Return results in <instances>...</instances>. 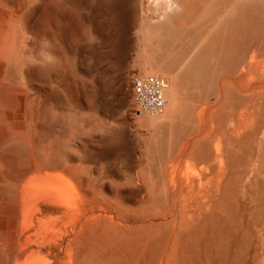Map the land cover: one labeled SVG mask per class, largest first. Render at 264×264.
Segmentation results:
<instances>
[{
    "label": "rangeland",
    "instance_id": "1",
    "mask_svg": "<svg viewBox=\"0 0 264 264\" xmlns=\"http://www.w3.org/2000/svg\"><path fill=\"white\" fill-rule=\"evenodd\" d=\"M157 2L0 0V164L4 165L0 166V264H19L15 261H19L20 252H30L31 247L41 244L49 253L47 264H264V75L260 74L264 69V0H187L188 9L174 12L159 8ZM255 58L263 60L258 69L253 67ZM246 70L251 73L248 90L243 86L246 80L243 85L241 82ZM240 71L243 75L236 77ZM146 74L158 75L168 84L175 82L178 98L183 100L178 99L172 114H166L167 109L161 114L137 113L134 78ZM255 90L257 97L249 95ZM241 91L249 93L243 96ZM202 109L205 119L203 116L201 121L197 115ZM251 113L256 117H250ZM211 126L215 128L210 130ZM239 127L243 131L238 132ZM234 129L238 133L234 134ZM204 133L209 134L207 139ZM220 137L230 145L228 168L222 186L217 188L211 177L218 168L214 157L223 150ZM188 161L202 173L205 187L200 184V175L192 173L190 178L193 175L195 179L189 184L166 182L168 173L176 172L179 164L177 173L188 169ZM53 166L55 172H70L86 189L88 198L77 207L81 213L74 207L80 215L74 212L76 216L71 218L69 208L73 206L39 204V212L36 206L32 210L22 206L21 190L45 174L52 177ZM11 184L15 186L11 188ZM124 194L132 197L125 200ZM180 197H184L182 201ZM136 198L145 202L140 204ZM187 205L189 210H185ZM21 206L31 214L36 207L35 214H30L35 225L25 223L27 213ZM53 208L60 211L57 215L65 216H58L59 223L55 219L61 230L49 227L54 220L47 222L57 215L46 220L44 213ZM180 212L191 213L193 222L182 213L183 221ZM66 216L71 219H64ZM36 217L45 219L39 223ZM62 218L68 226L62 224ZM151 219L164 224L141 225ZM173 219L178 220L176 227ZM36 230L39 232L34 235ZM41 233L39 239L35 237ZM25 235L28 240L37 238L39 246L32 239L25 246ZM173 237L177 243H172ZM81 250L85 252L78 258Z\"/></svg>",
    "mask_w": 264,
    "mask_h": 264
},
{
    "label": "bare ground",
    "instance_id": "2",
    "mask_svg": "<svg viewBox=\"0 0 264 264\" xmlns=\"http://www.w3.org/2000/svg\"><path fill=\"white\" fill-rule=\"evenodd\" d=\"M158 5L160 6L159 8H162V9H164V10H168V9H170V10H172L173 12H174V10H179V9H188V3H187V0H158ZM158 8V9H159ZM237 8V7H236ZM261 9H262V7H261ZM160 12V11H159ZM165 12V11H164ZM176 12V11H175ZM230 12H231V10H230ZM167 17V16H166ZM165 17V18H166ZM228 17V16H227ZM23 44V43H22ZM256 51V50H255ZM256 52H258V50L256 51ZM40 53V52H39ZM259 53V52H258ZM257 53V54H258ZM18 54V53H17ZM256 54V53H255ZM256 54V55H257ZM259 55H260V53H259ZM253 56H255V55H253ZM262 57V56H261ZM241 58V57H240ZM243 58V57H242ZM256 58H257V56H256ZM256 58H255V60H253L255 63H254V66L253 65H249L248 63H249V61H250V59H249V61H248V63H246V65L248 64L249 65V68L251 67V66H253V67H256L257 69H258V67L260 66V65H262L263 63H261L263 60H256ZM261 59V58H260ZM262 59H264V58H262ZM246 60H248L247 58H246ZM241 61V60H240ZM239 61V62H240ZM245 61V60H244ZM243 61V62H244ZM256 61H257V65H256ZM259 61V62H258ZM240 63H242V61L240 62ZM251 63H253V62H251ZM244 64V63H243ZM245 65V66H246ZM256 65V66H255ZM235 66V65H234ZM243 66V65H242ZM242 66H241V68H242ZM240 67V66H239ZM244 67V66H243ZM248 67V66H247ZM264 67V66H263ZM240 68V69H241ZM243 69V68H242ZM254 70H252V71H257V73L256 74H258V70L256 69L255 70V68H253ZM263 69V68H262ZM195 70V69H194ZM250 70V69H249ZM261 69L259 68V71H260ZM264 70V69H263ZM263 70H261V71H263ZM243 71V70H242ZM251 71V70H250ZM252 71H251V73H252ZM261 71H260V74L263 76L264 74H263V72L261 73ZM245 72V71H244ZM246 75L247 76H245L244 75V79L243 78H240V79H238V81H241L242 82V85H243V83L245 82L244 80H246V82H245V84L243 85V86H246V88H247V90H248V84L249 83H247V80H249L248 79V73H250L248 70H246ZM250 73V74H251ZM254 73V72H253ZM233 74V73H232ZM239 74V73H238ZM243 75V72L241 73V71H240V74H239V76L237 75L236 77H240V75ZM234 76V75H233ZM250 76V75H249ZM236 77H235V79H236ZM241 77H243V76H241ZM264 77V76H263ZM262 77V78H263ZM174 78V77H173ZM249 78H251V76L249 77ZM172 79V78H171ZM166 80H168V79H166ZM252 80H253V78H252ZM259 80H261V78L259 79ZM224 81H226V80H224ZM233 81V80H232ZM232 81H230V82H232ZM250 81V80H249ZM248 81V82H249ZM254 81L256 82V80L254 79ZM261 81H263V79L261 80ZM260 81V82H261ZM227 82V81H226ZM234 82V81H233ZM232 82V83H233ZM241 82H239V83H241ZM264 82V81H263ZM173 83H175V82H170V84H168L167 83V88H166V91H165V95H166V98H167V101H168V103H167V106H166V108L165 109H167V112H165L166 114H172L171 112L173 111V109H174V107H175V105H176V103L178 102V91H177V87H175V85L173 84ZM224 83V82H223ZM246 83H247V85H246ZM201 85V84H200ZM225 85V84H224ZM233 85H235V83L233 84ZM241 84H240V86H242ZM263 85V84H262ZM261 85V86H262ZM234 88V86H232V89ZM236 88V87H235ZM238 88V90L240 91V88L239 87H237ZM242 88V87H241ZM254 88H257V85H256V87H254ZM262 88V87H261ZM260 88V89H261ZM264 89V88H263ZM179 90V89H178ZM223 90H225L226 91V89L224 88ZM242 90H243V88H242ZM251 90V89H250ZM249 90V91H250ZM254 90V89H253ZM235 91V90H234ZM237 91V90H236ZM258 91V90H257ZM260 91V90H259ZM263 91V90H262ZM1 92V91H0ZM3 92V91H2ZM1 92V95L3 94ZM221 92V91H220ZM227 92H228V90H227ZM243 91H241L240 93H242ZM254 92H256V90L255 91H253V92H251V93H249V95L251 94V96H252V93L254 94ZM261 92V91H260ZM260 92H257V93H260ZM247 92H246V94H248ZM221 94V93H220ZM226 95V97H227V93H225ZM231 94V93H230ZM229 94V95H230ZM243 94V93H242ZM244 94H245V91H244ZM244 94H243V96H244ZM246 94H245V96H246ZM11 95V94H10ZM257 95V94H256ZM261 95V94H260ZM194 96H196V95H194ZM221 96V95H220ZM255 96V94L253 95V97ZM259 96V95H258ZM1 98H2V96H0ZM10 97V96H9ZM13 97V96H12ZM182 97V96H181ZM197 97V96H196ZM219 97V96H218ZM223 97V96H222ZM255 97H257V96H255ZM13 99V98H12ZM180 99H182L183 100V98H180ZM179 99V100H180ZM195 99V98H194ZM220 99V98H219ZM221 99H223V98H221ZM220 99V100H221ZM224 99H225V97H224ZM255 99V98H254ZM219 100V101H220ZM247 100V99H246ZM260 100V99H259ZM15 101V100H14ZM181 101V100H180ZM208 101V100H207ZM218 101V100H217ZM222 101H224V100H222ZM194 102H196L195 100H194ZM198 102V101H197ZM196 102V103H197ZM213 102H214V100H213ZM224 102H226V101H224ZM223 102V103H224ZM10 103V102H9ZM202 103H206V102H202ZM217 103V102H216ZM251 105H252V103H254V102H249ZM180 104H181V102H180ZM193 104H195V103H193ZM201 104V103H200ZM248 104V103H247ZM11 105V104H10ZM198 105H199V103H198ZM204 105V104H203ZM202 104H201V106H203ZM206 105V104H205ZM221 105V104H220ZM219 105V106H220ZM224 105V104H223ZM14 106H16V105H14ZM39 106V105H38ZM37 106V107H38ZM228 106V105H227ZM248 106H250V105H248ZM12 107V106H11ZM197 107H200V105L199 106H197ZM209 107V106H208ZM246 107H247V105H246ZM258 107V106H257ZM256 107V108H257ZM216 108V107H215ZM218 108H220V107H218L217 106V110L219 111L220 109H218ZM224 108V107H223ZM227 108V107H226ZM230 108V107H229ZM250 108H251V106H250ZM250 108H248V109H250ZM164 109V110H165ZM200 109H201V107H200ZM206 109H208V108H205L204 110L206 111ZM247 109V108H246ZM245 109V110H246ZM247 109V110H248ZM176 110V109H175ZM197 110V109H196ZM217 110H215V112H217ZM241 110H243V109H241ZM241 110H240V112H237V114L238 113H240L241 114ZM244 110V111H245ZM251 110H253V109H251ZM9 111H11L10 110V107H9V110H8V112ZM42 111V110H41ZM47 111V110H46ZM195 111V110H194ZM202 111H203V109H202ZM202 111H200L201 112V114L199 115H197V116H199V117H201V121H202V117L204 116L203 114H204V111L202 112ZM235 111V110H234ZM13 112V111H12ZM199 111L197 112V113H200ZM231 112V111H230ZM229 112V113H230ZM243 112V111H242ZM246 112V114H247V111H245ZM253 112V111H252ZM10 113V112H9ZM35 113V112H34ZM39 113H40V111H39ZM206 113V112H205ZM221 113V112H220ZM224 113V112H223ZM228 113V114H229ZM169 114V115H170ZM214 114V113H213ZM234 114V113H233ZM242 114H244V113H242ZM245 114V115H246ZM253 113H251L250 115V117H252V116H255L254 114L252 115ZM42 115V114H41ZM207 115V114H206ZM217 115H219V114H217ZM245 115H243L244 117L243 118H245L246 116ZM163 116H165V114L163 115ZM168 116V115H167ZM210 116V115H209ZM213 116V115H212ZM234 116H235V114H234ZM237 116V115H236ZM160 117V116H159ZM162 117V116H161ZM228 117H230L229 115H228ZM256 117V116H255ZM174 118V117H173ZM204 119H205V116L203 117ZM219 118V117H218ZM225 118V117H224ZM239 119H240V117H238ZM249 117H247L246 119H248ZM197 119V118H196ZM230 119H231V117H230ZM238 119V120H239ZM237 120V119H236ZM251 120V119H250ZM253 120V119H252ZM43 121H44V119H43ZM199 121H200V119H199ZM198 121V122H199ZM200 121V122H201ZM230 121V120H229ZM229 121H227V122H229ZM243 121V120H242ZM241 121V122H242ZM245 121V120H244ZM246 121H248V120H246ZM204 122H205V120H204ZM214 122V121H213ZM212 122V123H213ZM231 122H233V121H231ZM240 122V121H239ZM252 122V121H251ZM150 123H151V120H150ZM202 123V122H201ZM235 123H238V122H235ZM246 123V122H245ZM200 124V123H199ZM214 124V123H213ZM212 124V125H213ZM226 124H228V123H226ZM232 124V123H231ZM243 124V123H242ZM249 124V123H248ZM201 125V124H200ZM200 125H198L197 124V126H199V129H200ZM205 125V124H204ZM217 125V124H216ZM215 124L213 125V126H216ZM237 125V124H236ZM235 125V126H236ZM244 126H246V125H244ZM212 127V126H211ZM207 128V127H206ZM215 128V127H214ZM213 127H212V129H210V130H213L214 129ZM230 128V127H229ZM237 128V127H236ZM246 129V128H245ZM204 130V129H203ZM208 130V129H207ZM229 130V129H228ZM235 131H234V134H235V132H236V129H234ZM240 129V127H239V130H238V132H241V131H243V130H241ZM223 131V130H222ZM224 131H226V130H224ZM208 132V131H207ZM238 132H236V133H238ZM199 133H200V131H199ZM199 133H197V134H199ZM225 133H227V132H225ZM231 133H232V130H231ZM205 134V133H204ZM207 134V133H206ZM205 134V135H206ZM210 134H212L211 133V131H210ZM245 134V133H244ZM207 135H209V134H207ZM207 135L205 136V138L204 139H207L208 137H207ZM218 135V134H217ZM220 135V134H219ZM222 135V134H221ZM224 135V134H223ZM226 135V134H225ZM239 135V134H238ZM195 136V135H194ZM236 136H237V134H236ZM235 136V137H236ZM3 137V136H2ZM189 137H191V136H189ZM193 137V136H192ZM200 137L202 138V136L200 135ZM232 137V136H231ZM188 138V137H187ZM215 138H217V141H218V137H215ZM228 138V137H227ZM232 138H234V137H232ZM2 138H0V140H1ZM220 139H221V137H220ZM235 139V138H234ZM233 139V140H234ZM5 140H6V138H5ZM210 140V139H209ZM184 141V140H183ZM188 141V140H187ZM186 141V142H187ZM191 141V140H190ZM185 142V141H184ZM183 142V144H187V143H184ZM197 142V141H196ZM195 142V143H196ZM221 142H222V146H223V150L221 151V152H219V153H217V151H216V153L218 154L216 157H214L213 156V154H210V152H209V154H208V156H212V158L214 157V162L215 163H217L216 165H218V168H217V170H216V172L215 173H213V175H212V177H211V179H213L214 180V182H215V185H216V187L217 188H219L220 186H222L221 184H222V182H223V180H224V177H225V174H226V170H227V146H228V140L227 139H221ZM217 142H215V144H216ZM182 144V142H181V145H183ZM189 144V143H188ZM191 144V143H190ZM218 144V143H217ZM181 145H179V146H181ZM220 145H221V143H220ZM230 145V144H229ZM197 145H195V148H197L198 149V147H196ZM215 146V145H214ZM182 147V146H181ZM181 147H179V149H180V151H181ZM185 147V146H184ZM192 147V146H191ZM210 147V146H209ZM216 147H217V145H216ZM218 147H220V146H218ZM229 147V146H228ZM187 148V147H186ZM189 148V147H188ZM192 149V148H191ZM202 149V148H201ZM220 149V148H219ZM230 149V148H229ZM182 150H183V148H182ZM187 150V149H186ZM215 150H218V149H215ZM195 151V150H194ZM192 152H193V150H192ZM196 152V151H195ZM199 152V151H198ZM181 153V152H180ZM208 153V152H207ZM193 154V153H192ZM229 154H230V152H229ZM194 155V154H193ZM177 156H178V154H177ZM189 156H190V154H189ZM206 156V159H207V155H205ZM205 156H204V159H205ZM182 157H184V153H183V156ZM182 157H181V159H182ZM193 157V156H192ZM195 157H197V153H196V156ZM194 157V158H195ZM209 157V158H210ZM178 158V157H177ZM193 158V159H194ZM200 159H201V157H199ZM203 158V157H202ZM211 158V159H212ZM230 158V157H229ZM181 159H179L180 160V162L182 163V161H181ZM188 159H192V158H188ZM203 159V160H204ZM210 159V160H211ZM185 160V159H184ZM187 160V159H186ZM197 159L195 158V160H194V162L196 161ZM209 160V161H210ZM170 161V160H169ZM192 161V160H191ZM191 161H188L187 162V164L189 165L188 166V169L186 168H183V165H182V167L181 168H183V169H185V170H180V172L179 173H177V170H179V166H180V164H179V166H178V168H176L177 170H176V172H172V171H170L169 173H168V175H167V181L166 182H170V184L171 183H175L177 180H181V181H184V182H187L188 184H189V182H192V180H191V178L192 179H195V178H193L195 175H197L196 177H198L199 175V177L198 178H200V184L202 183V185H203V181L201 182V174L202 173H198L197 172V166L194 164V162L192 163ZM205 161V160H204ZM204 161H203V163H204ZM207 161H208V159H207ZM213 161H211V162H213ZM39 162V161H38ZM171 162V161H170ZM206 162V161H205ZM37 163V162H36ZM47 163V162H46ZM196 163H198V162H196ZM207 163L208 162H206L205 164H206V166H207ZM215 163H213V165L215 164ZM1 164H2V162H1ZM1 164H0V166H1ZM55 164V163H54ZM201 164V163H200ZM212 164V163H211ZM3 165V164H2ZM199 165V164H198ZM204 165V164H203ZM209 165H210V163L208 164V167H209ZM4 166V165H3ZM35 166H37V164L35 165ZM173 166V165H172ZM171 166V167H172ZM206 166H203V167H200L201 168V171H202V169H204V168H206ZM44 167V166H43ZM54 167V166H53ZM53 167H51V168H53ZM64 167V166H63ZM167 167V166H166ZM176 167V166H175ZM185 167H187V165H185ZM192 168V170L193 171H191V170H189V168ZM0 168H2V167H0ZM8 168V167H7ZM45 168V167H44ZM214 168V167H213ZM55 167L53 168V170L54 171H52V172H55ZM175 169V168H174ZM197 169V170H196ZM169 170V169H168ZM172 170V169H171ZM196 170V171H195ZM208 170V169H207ZM206 170V171H207ZM46 173L49 171V170H47V169H45L44 170ZM58 171V170H57ZM55 172V173H53V176L51 177H46V175L47 174H45V176L43 177V178H40V176L38 177V178H40V179H38L37 181L36 180H34V181H36V183L34 184V185H30L31 187H25V188H23L22 190H21V193H22V198L21 199H23L24 200V204H22V206L24 207V205H25V208H27L28 209V207L27 206H29L30 208L31 207H33V206H36L37 207V205H39V204H51V205H55L56 207H61V208H69V207H72V208H69L70 209V215H71V218H73L72 216L74 215V216H76V214H78V213H76L77 211H80V210H77V207L79 206V204L80 203H83V201H85V200H87V198H88V195H87V191H86V189H84V187H83V185L70 173V172ZM167 171V170H166ZM165 171V172H166ZM175 171V170H174ZM208 171H210V170H208ZM50 172H51V170H50ZM50 172H48V173H50ZM75 172V171H74ZM203 172V171H202ZM212 172V171H211ZM32 173V172H31ZM31 173L29 174V176L31 175ZM36 173V172H35ZM34 173V174H35ZM58 173V174H57ZM167 173V172H166ZM194 174V176L192 175V177L190 178V174ZM207 173H209V172H207ZM228 173V172H227ZM34 174H33V176H34ZM55 174V175H54ZM140 174V173H139ZM203 174H204V172H203ZM78 175H79V173H78ZM141 175V174H140ZM29 176H27L26 177V180L29 178ZM32 176V175H31ZM42 176V175H41ZM139 176V175H138ZM84 177V176H83ZM82 177V178H83ZM143 177V176H142ZM31 178H33V177H31ZM35 178H37L36 177V175H35ZM85 178V177H84ZM83 178V179H84ZM141 178V177H140ZM197 178V179H198ZM87 179V178H86ZM148 179V178H147ZM208 179V178H207ZM15 180V179H14ZM26 180H25V184L26 183H28V182H26ZM139 180V179H138ZM7 181H10V180H7ZM13 181V180H12ZM20 181H21V179H20ZM87 181V180H86ZM165 181V180H164ZM180 181V182H181ZM195 181V180H194ZM207 181H209V180H207ZM33 182V181H32ZM31 182V183H32ZM153 182V181H152ZM205 182V181H204ZM210 182V181H209ZM182 183V182H181ZM194 183V182H193ZM23 184V183H22ZM85 184V183H84ZM157 184V183H156ZM161 184V183H160ZM169 184V183H168ZM176 184H177V182H176ZM188 184H186V185H188ZM197 184V183H196ZM196 184L194 185L195 187H196ZM205 184V183H204ZM207 184V183H206ZM209 184V183H208ZM214 184V183H213ZM28 185V184H27ZM165 185V184H164ZM167 185V184H166ZM175 185V184H174ZM174 185H172V186H174ZM202 185H199L200 187L199 188H201L202 187ZM12 184L10 185V187L12 188ZM15 186V185H14ZM13 186V187H14ZM159 186H161V185H159ZM168 186V185H167ZM172 186H171V188H172ZM189 186V185H188ZM192 186V185H191ZM16 187H18V186H16ZM175 187V186H174ZM176 187H177V185H176ZM187 187V186H186ZM203 187H205L204 185H203ZM10 188V189H11ZM22 188V187H21ZM168 188V187H167ZM167 188H165V191H166V189ZM169 188H170V186H169ZM210 188V187H209ZM16 189V188H15ZM107 189V188H106ZM184 189V188H183ZM193 189H195V188H192V190ZM202 189V188H201ZM205 189V188H204ZM208 189V188H207ZM100 190V189H99ZM156 190H157V185H156ZM169 190V189H168ZM173 190V189H172ZM174 190H176V188L174 189ZM188 190H191V189H189L188 188ZM200 190V189H199ZM19 192H20V190H18ZM101 191V190H100ZM154 191V190H153ZM160 191V190H159ZM159 191L157 192V193H159ZM194 191H196V190H194ZM208 191V190H207ZM215 191L217 192L218 191V189L216 190L215 189ZM96 192V191H95ZM161 192V191H160ZM167 192H169V191H167ZM200 192H201V190H200ZM21 193H20V195H21ZM98 193V192H97ZM105 193H107L105 190H104V194ZM192 193V192H191ZM199 193V192H198ZM211 193V192H210ZM115 194V193H114ZM156 194V193H155ZM170 194V193H169ZM185 194H186V192L184 191V196H185ZM202 196H204L206 193H200ZM213 194V193H212ZM221 194V193H220ZM109 195V194H108ZM110 195H113V194H111L110 193ZM109 195V196H110ZM134 195H136L135 193H134ZM138 195V194H137ZM136 195V197H138L139 195H141V191H140V194L137 196ZM201 195H198V197L199 196H201ZM214 195V194H213ZM99 196V195H98ZM129 196L130 195H128L127 194V196L124 194V199L126 200V199H129ZM191 196V195H190ZM189 196V197H190ZM193 196V195H192ZM195 196V195H194ZM100 197V196H99ZM112 198H113V196H111ZM115 197V196H114ZM120 197V196H119ZM118 197V195H117V197L116 198H119ZM130 197H132V196H130ZM133 197H135V196H133ZM196 197V196H195ZM197 197V198H198ZM18 198H20V197H18ZM145 197L143 196V199H144ZM168 198V197H167ZM184 197H182V199H183ZM191 198V197H190ZM194 198V197H193ZM203 198V197H202ZM103 199V198H102ZM120 199V198H119ZM124 199H122L121 201L123 202V200ZM179 198H177V200H178ZM182 199H181V197H180V201H182ZM187 199V198H186ZM219 199V198H218ZM105 200V199H104ZM113 200V199H112ZM125 200H124V202H125ZM131 200H133V202H135L134 201V199L132 198ZM136 200H137V198H136ZM109 201V200H108ZM111 201V200H110ZM114 201V200H113ZM112 201V202H113ZM138 201V200H137ZM156 201H158L157 199H156ZM156 201H155V203H156ZM169 201H170V198H169ZM203 201H205V200H203ZM130 202V201H129ZM138 202H140V201H138ZM138 202H137V204L136 205H138ZM145 201H141L140 202V204L141 203H144ZM191 202V201H190ZM199 202V201H198ZM206 202V201H205ZM100 203V202H99ZM115 203V202H114ZM136 203V202H135ZM134 203V204H135ZM170 203V202H169ZM193 203H195V202H193ZM206 203H209L208 201L206 202ZM104 204V203H103ZM105 204H106V202H105ZM129 204V203H128ZM127 204V205H128ZM133 204V203H132ZM147 204H149V203H147ZM161 203H159V206H161L160 205ZM186 204H188V203H186L185 202V204H182V206L184 207V205L186 206ZM116 205V204H115ZM152 205V204H151ZM189 205H191L190 203H189ZM200 205V207H201V204H199ZM21 206V207H22ZM44 206V205H43ZM46 206V205H45ZM117 206V205H116ZM124 206H126V205H124ZM154 206V205H153ZM176 206H177V203H176ZM175 206V207H176ZM193 206H196V205H194L193 204ZM211 206H212V204H211ZM22 207V208H23ZM36 207H34V209H36ZM74 207L76 208V212H75V210H74ZM119 207V206H118ZM120 207L121 208H123V205H121V203H120ZM119 207V208H120ZM129 208H130V206H128ZM131 207L133 208L134 207V205H131ZM145 207V206H144ZM151 207V206H150ZM155 207H156V204H155ZM168 207V206H167ZM169 207H170V205H169ZM181 207V206H180ZM192 207V206H191ZM190 207V208H191ZM199 207V209H201ZM38 208H40L39 206L37 207V209H36V211H38L39 212V210H41V209H38ZM44 208V207H43ZM160 208V207H159ZM178 208H179V206H178ZM185 208V207H184ZM184 208H181V209H184ZM187 208L188 209H185V210H189V207H188V205H187ZM195 208V210L197 211V209H196V207H194ZM198 208V207H197ZM208 208V207H207ZM33 209V211H32V213H34L35 214V210ZM71 209H72V211H73V214H71ZM79 209H81L80 207H79ZM115 209H117V208H115ZM124 209H125V207H124ZM177 209V208H176ZM202 209H203V206H202ZM210 209V208H209ZM208 209V210H209ZM31 210H32V208H31ZM62 210V209H61ZM66 210V209H65ZM64 210V211H65ZM83 210V209H82ZM123 210V209H122ZM128 210H131V208L130 209H128ZM137 210V209H136ZM161 210H162V208H161ZM184 210V211H185ZM207 209H206V212L208 211ZM23 211H25V213H27V214H25L26 216H27V218H28V220H27V222H26V220H25V223H29L28 225L30 226V225H33L34 224V222H33V224H32V221L33 220H31L30 221V219H32V216L34 215V214H31V211L30 210H28V211H26V209L24 210V208H23ZM102 211V210H101ZM100 211V212H101ZM105 211V210H104ZM116 211V210H115ZM125 211H127V210H125ZM146 211V210H145ZM177 211V213H178V210H176ZM199 211V210H198ZM21 212H22V210H21ZM30 212V213H29ZM68 212L69 211H67L66 213V215H68ZM74 212L76 213V214H74ZM106 212V211H105ZM138 212V211H137ZM159 212V211H158ZM162 212H163V210H162ZM186 212V211H185ZM200 212V211H199ZM204 212V211H203ZM202 211H201V213L200 214H202L203 213ZM206 212H204V213H206ZM60 213V211L58 210V208H53V209H51V210H49V211H47L46 213H44L45 214V216H47L46 217V220H48V216H56L57 214H59ZM79 213H81V211L79 212ZM84 213V212H83ZM91 213V212H90ZM95 213V212H94ZM102 213V212H101ZM101 213H98V215L99 214H101ZM130 214L132 213V212H129ZM174 213H175V211H174ZM181 213V212H180ZM183 214H184V212H182ZM182 213H181V215H182ZM22 214V213H21ZM28 214L31 216V218H30V216L28 217ZM63 214V213H62ZM61 214V215H62ZM109 215H110V212L108 213ZM115 214V213H114ZM134 214V216L136 215V214H138V216H140L139 215V213H132V215ZM188 214H190L191 215V213H188ZM188 214H184V216H186V215H188ZM192 214H194V212L192 213ZM197 214H198V212H197ZM61 215L59 216V215H57V217H55L54 219H53V217L52 218H50L47 222L49 223H51V219L52 220H54L55 221V219L57 220V223H59V220L61 219H58L59 217H61ZM70 215H68V216H70ZM78 215H80V214H78ZM104 215V214H103ZM106 215H107V213H106ZM112 215H113V213H112ZM129 215V214H128ZM132 215H130L131 217H133ZM164 215V214H163ZM168 215V214H167ZM166 215V217H168ZM23 216V215H22ZM26 216H25V219H27L26 218ZM42 216V215H41ZM59 216V217H58ZM63 216H64V214H63ZM95 216H96V214H95ZM117 216V215H116ZM137 216V215H136ZM141 216H143V213L141 214ZM192 216V215H191ZM200 216V215H199ZM198 216V217H199ZM65 217V216H64ZM83 217H85L84 215H83ZM89 217V216H88ZM146 217V216H145ZM165 217V218H166ZM176 217V215L174 216V218ZM182 218H183V215L181 216ZM188 217L190 218V220H191V217L188 215ZM193 217V216H192ZM201 217V216H200ZM200 217L198 218V219H200ZM23 218H24V216H23ZM23 218H22V220H23ZM36 218H38V217H36ZM67 216H66V218H64V219H66L67 220ZM70 218V217H69ZM69 218H68V221H69ZM70 218V219H71ZM77 218V217H76ZM87 218V217H86ZM85 218V219H86ZM134 218V217H133ZM147 218V217H146ZM169 218V217H168ZM181 218V219H182ZM187 218V217H186ZM42 219H45V218H42L41 217V220ZM78 219H79V221H80V219L81 218H79L78 217ZM104 219V218H103ZM120 219V218H119ZM136 219V218H135ZM142 219V218H141ZM148 219V218H147ZM188 219V218H187ZM39 218L37 219V222H39ZM40 220V221H41ZM66 220H63V218H62V224L64 225V226H68V224L66 223V224H64L65 222H66ZM77 220V219H76ZM121 220V219H120ZM134 220V219H133ZM138 220V219H137ZM144 220V219H143ZM170 220H172V219H170ZM174 220V224H175V222L177 221V224H178V220L176 219V221H175V219H173ZM201 220V219H200ZM30 221V222H29ZM44 221V220H43ZM65 221V222H64ZM71 221L72 220H70V224H71ZM78 221V222H79ZM85 221V220H84ZM119 221V220H118ZM125 221V220H124ZM163 221V220H162ZM162 221H160V220H158V219H151L148 223H143V224H141V225H145V224H147V225H156V226H159L160 224H164V221L162 222ZM165 221H168V220H165ZM183 221H184V218H183ZM183 221H181V224H182V222ZM192 221V220H191ZM199 221V220H198ZM8 222V221H7ZM18 222V221H17ZM24 222V221H23ZM42 222V221H41ZM81 222H83V221H81ZM87 222V221H86ZM86 222H85V225H86ZM193 222V221H192ZM191 222V223H192ZM31 223V224H30ZM40 223V222H39ZM38 223V224H39ZM44 223V222H43ZM55 223H56V221L54 222V223H51V224H49V227H50V225H51V228H54L55 230H57V229H59V230H61L60 228V224H57V225H55ZM134 223V222H133ZM132 223V224H133ZM169 223V222H168ZM184 223V222H183ZM189 223V222H188ZM26 224V225H27ZM54 224V225H53ZM79 224V223H78ZM77 224V225H78ZM82 224H84V223H82ZM131 224V223H130ZM131 224V225H132ZM177 224H175V227H176V225ZM192 224H195V223H192ZM35 225V224H34ZM40 225V224H39ZM46 225L47 226H45V229L48 227V224L46 223ZM127 225H129L128 223H127ZM130 225V226H131ZM20 226V225H19ZM41 226L43 227V224L41 223ZM125 226V225H124ZM134 226H136L135 225V223H134ZM179 226V225H178ZM181 226V225H180ZM184 226V225H183ZM16 227H17V225H16ZM23 227H25V226H23ZM33 227V226H32ZM38 227V226H37ZM80 227H82L81 226V223H80ZM162 228L164 227L163 225L161 226ZM185 227H186V225H185ZM196 227V226H195ZM34 228V227H33ZM36 228V227H35ZM40 229H42L41 227H39ZM51 228H49L50 230H48L49 232H51ZM57 228V229H56ZM181 228V227H180ZM20 229H23V228H20ZM29 230V228H26V229H24V230H26V231H28ZM31 229V228H30ZM101 229V228H100ZM164 229V228H163ZM162 229V230H163ZM177 229H178V227H177ZM54 230V231H55ZM130 230V229H129ZM185 229H183V230H181V231H184ZM37 231V230H36ZM69 231V230H68ZM74 231V230H73ZM79 232H80V230H78ZM88 231V230H87ZM86 231V232H87ZM133 231V230H132ZM175 231V230H174ZM179 231H180V229H179ZM178 231V232H179ZM35 232V231H34ZM38 232L39 231H37V232H35V233H33L34 235L37 233L38 234ZM49 232H46L45 230H44V233H49ZM57 232H59V231H57ZM76 232V231H75ZM163 232V231H162ZM173 232V231H172ZM178 232H177V234H178ZM189 232V231H188ZM24 233H25V231H24ZM31 233V235H29ZM29 234H26L27 236L29 235V236H32L33 234H32V232H30ZM56 233V232H55ZM62 233V232H61ZM67 233V232H66ZM78 233V232H77ZM75 234V235H77L78 236V234H80V233H78V234ZM88 233V232H87ZM127 233H129V232H127ZM141 233V232H140ZM174 233V232H173ZM181 233V232H180ZM180 233L178 234V235H180ZM51 234H52V232H51ZM50 234V235H51ZM53 234H54V232H53ZM52 234V235H53ZM73 234V233H72ZM182 234V233H181ZM23 235V234H22ZM21 235V236H22ZM25 235V236H26ZM41 235H43V233H41V234H39L38 236H35V237H37L38 239H39V236H41ZM49 235V236H50ZM173 235V234H172ZM26 236V237H27ZM59 236V235H58ZM86 236H87V234H86ZM181 236V235H180ZM18 238L20 237V236H17ZM46 237H48V235L46 236ZM72 237H74V236H72ZM172 237V236H171ZM28 238L29 237H27V240L24 242V244L25 243H27V244H25V246L26 245H29L28 244V241L30 242L31 241V239H29L28 240ZM37 238H35V242L33 241V239H32V243L34 244V243H36L37 241H36V239ZM70 238H71V236H70ZM140 238V237H139ZM143 238V237H142ZM180 238V237H179ZM55 238H53L52 240H54ZM75 239V238H74ZM83 239V238H82ZM86 239V238H85ZM174 241L172 242V243H177V240L175 241V239H177V236H175V239H174V237L172 238ZM180 239H182V238H180ZM19 240V239H18ZM46 240V242H47V239H45ZM71 240H73V239H71ZM90 240H91V238H90ZM89 240V241H90ZM147 240V239H146ZM20 241L21 240H19L18 241V246H19V244H20ZM50 241H51V239H50ZM68 241V240H67ZM66 241V242H67ZM69 241H70V239H69ZM88 241V240H87ZM88 241V242H89ZM100 241V240H99ZM180 241H182V240H180ZM41 242H43V241H41ZM72 241H70V243H71ZM150 242V241H149ZM184 242V241H183ZM31 243V244H32ZM76 243V242H75ZM24 244H23V246H24ZM37 244V246H39V243L37 242L36 243ZM84 244H86V243H84ZM138 244V243H137ZM180 244V243H179ZM7 245V244H6ZM42 245V244H41ZM41 245L39 246V247H36V246H33V247H31V249H30V252H28V251H26V252H20V251H23V249H22V247H21V249L22 250H20L18 253V260L19 261H15V262H20L19 264H45L46 263V259H47V257H49V253L48 252H46L45 250H44V248H42L41 247ZM44 245V244H43ZM71 245H72V243H71ZM83 245V244H82ZM177 245V244H176ZM75 246V245H74ZM85 246H88V245H85ZM135 246V245H134ZM168 246H169V242H168ZM172 246V245H171ZM178 246V245H177ZM29 247V246H28ZM27 247V248H28ZM49 247V246H48ZM67 247V246H66ZM73 247V246H72ZM100 247V246H99ZM137 247V246H136ZM136 247H134V248H136ZM26 248V247H25ZM25 248H24V250H25ZM47 248V247H46ZM45 248V249H46ZM74 248V247H73ZM81 248H83V247H81ZM89 248V247H88ZM166 248H167V246H166ZM173 248H175V245H173ZM52 249V248H51ZM56 249V248H55ZM60 249V248H59ZM58 249V250H59ZM177 249V248H176ZM16 250V249H15ZM66 250V249H65ZM72 250V249H71ZM167 250H169V249H167ZM51 251V250H50ZM60 251V250H59ZM171 252H173L172 250H170ZM177 251V250H176ZM64 252V251H63ZM82 252H83V250H81V253H80V255H78V258H79V256H81V254H82ZM85 252V251H84ZM83 252V253H84ZM170 252V253H171ZM17 253V252H16ZM52 253V252H51ZM71 253H72V256H73V250L71 251ZM168 255H169V252H166ZM178 253V252H177ZM55 254V253H54ZM173 255H174V253H172ZM16 255V254H15ZM71 255V254H70ZM162 255V254H161ZM178 255V254H177ZM82 256H83V254H82ZM163 256V255H162ZM15 257V256H14ZM17 257H16V260H17ZM52 257V256H51ZM92 257V256H91ZM168 257V256H167ZM174 257H175V255H174ZM173 257V258H174ZM62 258V257H61ZM97 258V257H96ZM161 258H163V257H161ZM171 258H172V256H171ZM172 258V259H173ZM71 259H72V257H71ZM165 259V258H164ZM79 260V259H78ZM161 260V259H160ZM170 260V259H169ZM175 260V259H174ZM167 261V260H166ZM14 262V261H13ZM52 262V261H51ZM54 262V261H53ZM57 262V261H56ZM161 262H162V260H161ZM160 261H159V263H161ZM75 263V262H74ZM164 263V262H163ZM162 263V264H163ZM166 263V262H165ZM47 264V263H46ZM55 264V263H54ZM83 264V263H82ZM158 264V263H157ZM170 264H171V262H170Z\"/></svg>",
    "mask_w": 264,
    "mask_h": 264
},
{
    "label": "built area",
    "instance_id": "3",
    "mask_svg": "<svg viewBox=\"0 0 264 264\" xmlns=\"http://www.w3.org/2000/svg\"><path fill=\"white\" fill-rule=\"evenodd\" d=\"M134 98L139 114H161L167 106L165 79L155 74L137 75L134 78Z\"/></svg>",
    "mask_w": 264,
    "mask_h": 264
}]
</instances>
